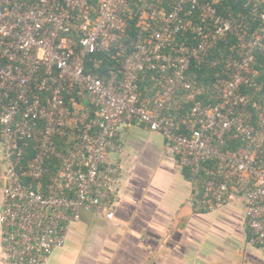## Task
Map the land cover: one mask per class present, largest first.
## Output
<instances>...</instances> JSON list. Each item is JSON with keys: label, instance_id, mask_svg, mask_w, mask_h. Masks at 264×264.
Here are the masks:
<instances>
[{"label": "built area", "instance_id": "2783aa9c", "mask_svg": "<svg viewBox=\"0 0 264 264\" xmlns=\"http://www.w3.org/2000/svg\"><path fill=\"white\" fill-rule=\"evenodd\" d=\"M160 1L142 23L148 34L101 76L87 59L125 36V0H0V264H48L84 210L114 219L122 169L110 154L129 124L161 134L183 169L209 177L202 208L243 198L250 241L264 247V98L252 109L244 92L262 91L264 0H243L238 16L221 13V0ZM185 34L190 43H173ZM194 68L212 70V83Z\"/></svg>", "mask_w": 264, "mask_h": 264}, {"label": "crops", "instance_id": "0c3cea01", "mask_svg": "<svg viewBox=\"0 0 264 264\" xmlns=\"http://www.w3.org/2000/svg\"><path fill=\"white\" fill-rule=\"evenodd\" d=\"M122 151L115 217L81 212L48 264H264L253 245L243 198L202 208L198 187L165 138L140 124L119 129ZM6 166L0 139V212ZM2 226L0 224V245Z\"/></svg>", "mask_w": 264, "mask_h": 264}, {"label": "trees", "instance_id": "16d2710c", "mask_svg": "<svg viewBox=\"0 0 264 264\" xmlns=\"http://www.w3.org/2000/svg\"><path fill=\"white\" fill-rule=\"evenodd\" d=\"M91 3L97 4L98 0H91ZM243 0H221L218 8L224 15L232 14L238 16L240 14H248V9L245 8ZM155 6H161L160 0H125L124 7V20H125V36L117 43L111 45L106 51L94 54L87 59L88 68L90 70L95 69V63L99 62L101 76H108L110 71L116 70L122 67L126 57L132 52V44L139 38L140 35H147L148 32L144 30L143 22H151L149 13L151 8ZM258 24V23H257ZM190 35H179L174 38L173 43L178 45L179 43H190ZM221 51V55H224V45L219 47V50H214V54ZM255 68L259 71L257 78L258 83L262 87V91H257L253 88L244 89V92L249 95L252 109L264 98V53H256ZM192 73L196 76L197 80L202 84L209 86L214 79V72L210 69H196L192 70ZM145 85L142 84L144 89ZM75 97L74 93H66V101L70 104L71 98ZM26 148V159L31 158L34 155L32 143L30 141L24 142ZM234 147V145L232 146ZM187 176L192 178L196 183L198 190H202L203 184L209 178L204 174L199 176H193L189 170H186Z\"/></svg>", "mask_w": 264, "mask_h": 264}]
</instances>
